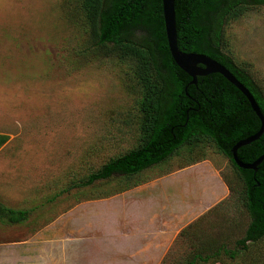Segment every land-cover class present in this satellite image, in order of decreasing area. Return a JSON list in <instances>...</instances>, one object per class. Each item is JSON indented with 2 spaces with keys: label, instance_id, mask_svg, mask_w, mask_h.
I'll list each match as a JSON object with an SVG mask.
<instances>
[{
  "label": "rangeland",
  "instance_id": "rangeland-1",
  "mask_svg": "<svg viewBox=\"0 0 264 264\" xmlns=\"http://www.w3.org/2000/svg\"><path fill=\"white\" fill-rule=\"evenodd\" d=\"M75 1L0 0V134L7 136L0 146V203L15 209L42 203L28 224L11 228L0 220V239L28 238L70 207L85 209L90 218L105 215L116 225L162 204L164 223L188 227L190 243L240 221L233 197L211 205L227 190L223 178L236 187L230 162L211 145L188 165L178 154L142 170L135 177L139 184L105 200L91 197L121 187L115 178L70 184L134 142L137 91L128 73L141 65L136 54L118 59L113 50L91 45ZM131 38L139 43L140 33ZM221 50L264 93V4L248 6L224 25ZM186 204L206 210L184 225ZM59 225L55 232L64 221ZM172 256L166 254L165 264ZM226 264H264V236Z\"/></svg>",
  "mask_w": 264,
  "mask_h": 264
},
{
  "label": "trees",
  "instance_id": "trees-1",
  "mask_svg": "<svg viewBox=\"0 0 264 264\" xmlns=\"http://www.w3.org/2000/svg\"><path fill=\"white\" fill-rule=\"evenodd\" d=\"M210 1L174 0L176 45L184 51L205 53L224 65L252 94L264 117V93L260 87L240 64L221 50L223 34L205 33L195 18V11ZM223 1V21L218 24L222 27L248 6L264 4V0ZM75 5L83 16L91 45L102 52L113 50L118 59L136 54L141 65L128 73L130 86L137 91L134 142L70 184L88 186L115 178L122 183L121 187L94 194L91 199L107 197L139 184L135 177L142 170L164 163L172 155L185 154L186 165L199 161L211 145L232 166L236 187L223 180L228 197L236 200L241 219L236 223L225 222L220 231L195 237L190 243L192 248L171 258L169 264H226V259H235L247 249L248 243L264 236V158L255 170L238 168L230 158L231 145L254 133L259 126L246 99L218 73L197 76L194 84H187L190 78L174 64L167 49L161 0H76ZM188 15L194 17L188 19ZM134 31L140 33L139 43L131 38ZM6 138L0 134V146ZM262 152L264 129L257 139L236 149L237 157L243 162H251ZM131 178L133 181L128 182ZM68 188L69 185L58 189L46 201ZM38 204L15 209L0 203V220L28 224L31 215V220L40 215L33 213L42 205ZM187 228L178 233L183 241ZM165 259L162 264L166 263Z\"/></svg>",
  "mask_w": 264,
  "mask_h": 264
},
{
  "label": "crops",
  "instance_id": "crops-1",
  "mask_svg": "<svg viewBox=\"0 0 264 264\" xmlns=\"http://www.w3.org/2000/svg\"><path fill=\"white\" fill-rule=\"evenodd\" d=\"M119 193L91 199V202ZM228 194L227 189L211 205ZM195 208L192 204L185 205L184 225L193 221L203 209L206 210L203 208L198 212ZM161 210L162 204L157 205L155 210H138L134 213L135 218L125 216L124 224L115 225L105 215L90 218L86 217L85 209L67 208L37 227L35 234L28 238L0 239V264H162L168 252H173L172 257L178 256L183 249L190 250L192 245L189 234L184 241L180 238L178 233L183 227H169L164 223L167 218H163ZM63 221L62 231L55 232L54 229L60 227L59 223ZM19 226L22 225L10 224L11 228Z\"/></svg>",
  "mask_w": 264,
  "mask_h": 264
},
{
  "label": "water",
  "instance_id": "water-1",
  "mask_svg": "<svg viewBox=\"0 0 264 264\" xmlns=\"http://www.w3.org/2000/svg\"><path fill=\"white\" fill-rule=\"evenodd\" d=\"M173 4L174 0H161L163 30L169 55L174 64L190 78L187 84H194L196 76L218 73L244 96L250 109L259 120V126L254 133L238 139L231 145L230 158L238 168L255 170L258 163L264 158V152L251 162H243L237 157L236 149L260 136L264 129V117L252 94L224 65L205 53L184 51L177 47Z\"/></svg>",
  "mask_w": 264,
  "mask_h": 264
},
{
  "label": "flooded vegetation",
  "instance_id": "flooded-vegetation-1",
  "mask_svg": "<svg viewBox=\"0 0 264 264\" xmlns=\"http://www.w3.org/2000/svg\"><path fill=\"white\" fill-rule=\"evenodd\" d=\"M206 7H209L208 10L206 9ZM223 8H224L223 0H212L206 3L204 6L203 5L200 6V8L195 11L196 14L195 18L200 23V25H202V29L205 31V33L211 36H215V35L220 36V34H223L222 24L221 26L218 25L223 21V12H222ZM190 17L193 18L194 16L188 15V19ZM217 30L220 31L218 34H216Z\"/></svg>",
  "mask_w": 264,
  "mask_h": 264
}]
</instances>
